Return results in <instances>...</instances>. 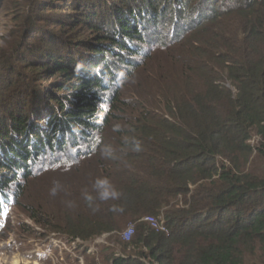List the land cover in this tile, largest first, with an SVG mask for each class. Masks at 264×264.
Returning a JSON list of instances; mask_svg holds the SVG:
<instances>
[{"label":"trees","instance_id":"obj_1","mask_svg":"<svg viewBox=\"0 0 264 264\" xmlns=\"http://www.w3.org/2000/svg\"><path fill=\"white\" fill-rule=\"evenodd\" d=\"M5 11L17 28L0 46V212L34 176L119 155L125 164L85 193L69 182L62 194L71 240L135 220L108 264H248L264 250V168H254L264 164V0H0V27ZM158 54L159 92H143L159 99H123L117 85ZM113 119L130 128L106 134ZM113 135L120 149L106 145ZM50 208L35 202L31 213L47 225ZM259 255L250 264H264Z\"/></svg>","mask_w":264,"mask_h":264},{"label":"rangeland","instance_id":"obj_2","mask_svg":"<svg viewBox=\"0 0 264 264\" xmlns=\"http://www.w3.org/2000/svg\"><path fill=\"white\" fill-rule=\"evenodd\" d=\"M208 7L210 8L209 3ZM8 13L9 12L6 11L2 13L0 27V46L4 48H6L11 41L12 36L10 32L17 28L14 16L6 15ZM198 14H201L202 17L204 15L199 13V11H195V15ZM89 36H92L90 37L92 39L95 38L96 35L94 33H89L85 39H81L85 42L86 38ZM36 45L39 47V41L36 42ZM84 49L85 50L83 51H88L86 46ZM37 54L38 53L36 52H31V58L35 59ZM163 55H166V53ZM163 55L158 54L152 56V59L150 60L152 61V64L146 63L143 69L144 71L138 77L136 76V81L134 80L131 84L125 85L124 87L121 85L119 87V84L117 85L118 88H123L120 90L123 99L125 98L130 102H141L143 101V99H141L143 97L138 96L140 93L146 95L147 100L152 104H154V100L159 99V96L153 99L151 95L148 96L143 90L155 83H152V70L154 66L159 65L160 67V71L156 70L157 73L165 71L166 63L163 60ZM58 77L59 76L57 75L50 77V80H53L52 84L61 82L64 79ZM51 90L54 94L58 92L56 88ZM151 91L159 92V89H156V83L151 88ZM133 117H135V114H133ZM111 124L112 126L107 128L106 134L114 132L115 130L118 131L119 129L126 130V126L127 128H130L131 122L125 126L120 120L113 119ZM111 137L112 138L110 139L109 136H107L108 139L107 142H105L106 145H111L112 147L120 149L117 140L114 139V135ZM104 138H106V135H104ZM256 140L257 137L252 141L255 142ZM100 153L110 156L109 152L105 149ZM96 159L98 160V158ZM104 162L105 164L102 165V167L95 168L94 163L91 162L90 159H86L75 166L77 173L73 175L67 174V172L61 170V174H56L52 178L47 174H41L34 176V178L24 184L23 187L25 190L24 192H21L22 194L24 193V199H22L21 195L19 197L18 205H13V203L9 202L7 208L0 212V264H108V257L113 250L120 255L121 245L118 243L119 239L123 242H129L131 240V238H124L122 233L132 223L136 228V223L138 221L128 220L123 224V229L120 231L121 233L111 232L99 234L91 237V239H82L83 243L77 244L76 247H73L74 243H72V240L70 239L71 236H69V229L64 227L65 223H68L69 221H65L66 219L63 220V217L58 211V208H62V201L67 200L62 197V194L69 188V182L71 185L70 192L77 190L83 194L87 190H84L86 186L92 184L94 181L97 183L103 174L107 173L104 172L102 174L104 168L108 167L109 171H115L118 170V167L125 164V162L120 159L119 155H117L116 161L112 160V158L110 160L109 158H105ZM36 168H39V166ZM254 168L256 170L263 169L264 164L257 161ZM32 169H35V166H33ZM81 173L82 175L80 177L84 178L79 181L81 186L77 188V182H73L72 178ZM97 176L100 177L99 180L96 179ZM58 185L61 190L60 195L56 192ZM71 195V200H76L78 197L76 194ZM35 202H38L43 206H45V204L51 206L50 209H52V211L50 210V212H47L48 215H46L45 219L47 225L38 222L33 217L34 214L31 212L32 208L35 206ZM69 205L74 206V202ZM74 209L77 208L75 207ZM153 216L158 219L161 218L156 215ZM69 219L70 221H74L71 217ZM259 254H264V250L260 249L255 256L248 257V264L254 263V261L260 257Z\"/></svg>","mask_w":264,"mask_h":264},{"label":"built area","instance_id":"obj_3","mask_svg":"<svg viewBox=\"0 0 264 264\" xmlns=\"http://www.w3.org/2000/svg\"><path fill=\"white\" fill-rule=\"evenodd\" d=\"M143 220L145 222H147L153 229H155L157 231H166V232L168 231L167 227L164 223V220L161 218L158 219L153 215H147L143 218ZM134 232H135V226L132 223L126 228V230H124V232L122 233V236L124 238L130 239V238H132ZM74 245H76V244H74Z\"/></svg>","mask_w":264,"mask_h":264},{"label":"clouds","instance_id":"obj_4","mask_svg":"<svg viewBox=\"0 0 264 264\" xmlns=\"http://www.w3.org/2000/svg\"><path fill=\"white\" fill-rule=\"evenodd\" d=\"M72 243L77 245V244L83 243V241L81 239H75V240H72ZM76 245H74L73 247H76Z\"/></svg>","mask_w":264,"mask_h":264},{"label":"bare ground","instance_id":"obj_5","mask_svg":"<svg viewBox=\"0 0 264 264\" xmlns=\"http://www.w3.org/2000/svg\"><path fill=\"white\" fill-rule=\"evenodd\" d=\"M38 264V263H37Z\"/></svg>","mask_w":264,"mask_h":264}]
</instances>
